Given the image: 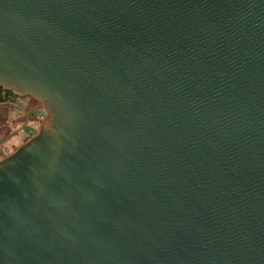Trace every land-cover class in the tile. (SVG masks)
Masks as SVG:
<instances>
[{
	"label": "water",
	"instance_id": "1",
	"mask_svg": "<svg viewBox=\"0 0 264 264\" xmlns=\"http://www.w3.org/2000/svg\"><path fill=\"white\" fill-rule=\"evenodd\" d=\"M0 89V264H264V0H0Z\"/></svg>",
	"mask_w": 264,
	"mask_h": 264
},
{
	"label": "rangeland",
	"instance_id": "2",
	"mask_svg": "<svg viewBox=\"0 0 264 264\" xmlns=\"http://www.w3.org/2000/svg\"><path fill=\"white\" fill-rule=\"evenodd\" d=\"M11 103L12 106L8 105L7 116L0 113V161L14 153L33 137H28L30 129L28 124L34 120L30 119L32 114L46 115L43 105L29 97H17ZM39 122L36 119V134L42 120Z\"/></svg>",
	"mask_w": 264,
	"mask_h": 264
},
{
	"label": "trees",
	"instance_id": "3",
	"mask_svg": "<svg viewBox=\"0 0 264 264\" xmlns=\"http://www.w3.org/2000/svg\"><path fill=\"white\" fill-rule=\"evenodd\" d=\"M14 97L13 100H16L17 96H14L13 93L6 92L5 90L0 89V113L7 116L9 109L8 105L12 106L11 103L6 102L9 98ZM30 107V106H28ZM42 113V112H41ZM44 117V116H43ZM31 138V137H29Z\"/></svg>",
	"mask_w": 264,
	"mask_h": 264
},
{
	"label": "crops",
	"instance_id": "4",
	"mask_svg": "<svg viewBox=\"0 0 264 264\" xmlns=\"http://www.w3.org/2000/svg\"><path fill=\"white\" fill-rule=\"evenodd\" d=\"M35 115V116H34ZM34 116V117H33ZM44 115H41V114H39L38 113V115H36V113L35 114H32V117L30 118V119H34L32 122H30L29 124H28V127H30V129H29V133H28V137H32V136H34L35 134H36V119H38V123H40L39 122V120H41V118L43 117ZM41 125V124H40ZM38 129V128H37Z\"/></svg>",
	"mask_w": 264,
	"mask_h": 264
},
{
	"label": "built area",
	"instance_id": "5",
	"mask_svg": "<svg viewBox=\"0 0 264 264\" xmlns=\"http://www.w3.org/2000/svg\"><path fill=\"white\" fill-rule=\"evenodd\" d=\"M9 93H10V92H9ZM13 95H14V94H13ZM14 96H16V95H14ZM13 99H14V97H11V98H9V100H7L6 102L11 103L12 101H14ZM11 104H12V103H11ZM43 118H44V117H42L41 120H43Z\"/></svg>",
	"mask_w": 264,
	"mask_h": 264
},
{
	"label": "bare ground",
	"instance_id": "6",
	"mask_svg": "<svg viewBox=\"0 0 264 264\" xmlns=\"http://www.w3.org/2000/svg\"><path fill=\"white\" fill-rule=\"evenodd\" d=\"M7 92V91H6Z\"/></svg>",
	"mask_w": 264,
	"mask_h": 264
}]
</instances>
